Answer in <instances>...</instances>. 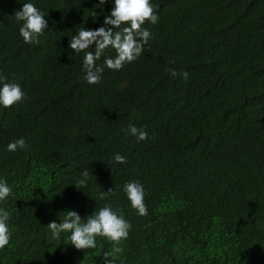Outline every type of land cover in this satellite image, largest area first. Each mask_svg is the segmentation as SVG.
<instances>
[{
  "label": "trees",
  "instance_id": "16d2710c",
  "mask_svg": "<svg viewBox=\"0 0 264 264\" xmlns=\"http://www.w3.org/2000/svg\"><path fill=\"white\" fill-rule=\"evenodd\" d=\"M22 2L0 0V73L26 93L0 107V176L14 192L0 264H100L114 242L77 249L47 223L69 209L86 220L105 202L132 225L115 264H264V0H158L143 53L97 84L68 43L101 25L111 0H34L48 14L39 44L19 34ZM129 124L148 139L126 135ZM20 137L28 147L9 152ZM115 153L127 163L111 166ZM131 180L147 215L123 192Z\"/></svg>",
  "mask_w": 264,
  "mask_h": 264
},
{
  "label": "clouds",
  "instance_id": "9594fccd",
  "mask_svg": "<svg viewBox=\"0 0 264 264\" xmlns=\"http://www.w3.org/2000/svg\"><path fill=\"white\" fill-rule=\"evenodd\" d=\"M171 2V0H168ZM106 4L107 0H101ZM112 8L105 10L103 23L97 28L81 27L70 36L68 47L76 53H83L82 70L83 79L88 84L100 83L103 79L105 68L120 70L126 63L136 60L144 51L152 37L150 28L159 20L158 0H111ZM174 11V6L171 4ZM15 19L20 24L19 34L26 44H39L40 37L48 29V15L37 7L34 0H25L22 7L15 12ZM98 23V20L95 21ZM154 24V25H152ZM147 25V27H144ZM152 25V26H151ZM110 50L115 52L107 53ZM103 58V62H97ZM172 77H189L187 71L178 72L175 68L169 69ZM26 93L22 86L9 81L8 77L0 73V107L10 108L22 103ZM9 128L8 124L5 126ZM126 135L133 136L137 142L148 139V132L135 124H129L125 129ZM28 147L26 138L20 137L7 144L9 152H16ZM112 166L115 164L127 163V157L115 153L107 160ZM83 176L87 177L88 172L84 170ZM77 186L78 184L75 183ZM79 187V186H78ZM112 189L99 191L94 198L96 201L105 200ZM123 192L130 201L132 208L137 214L144 216L148 214V207L145 202L146 189L144 185L131 180L124 184ZM14 196L13 188L7 177L0 176V250L10 244L12 232L10 230L11 211L4 205L9 198ZM171 207L169 205V212ZM74 209L66 211L59 222L52 220L47 223V228L52 236L59 239L61 234H67L65 240L74 245L77 249H95L97 237H105L114 242L113 251H106L100 257V264H115V255L119 252L116 245L129 236L131 223L125 218L119 209L114 208L110 202L94 210L87 219Z\"/></svg>",
  "mask_w": 264,
  "mask_h": 264
}]
</instances>
